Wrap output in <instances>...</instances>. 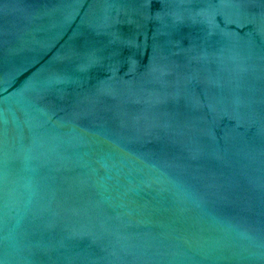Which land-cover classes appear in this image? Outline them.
<instances>
[{
  "label": "water",
  "instance_id": "1",
  "mask_svg": "<svg viewBox=\"0 0 264 264\" xmlns=\"http://www.w3.org/2000/svg\"><path fill=\"white\" fill-rule=\"evenodd\" d=\"M0 264H264V0H0Z\"/></svg>",
  "mask_w": 264,
  "mask_h": 264
}]
</instances>
